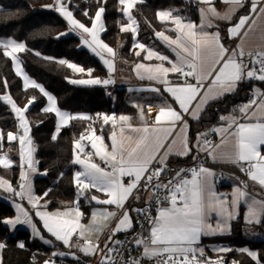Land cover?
Listing matches in <instances>:
<instances>
[{"label": "snow or ice", "instance_id": "6c2138e0", "mask_svg": "<svg viewBox=\"0 0 264 264\" xmlns=\"http://www.w3.org/2000/svg\"><path fill=\"white\" fill-rule=\"evenodd\" d=\"M143 2L144 0H118L119 5L122 6L120 10L129 21L128 24L121 26V32L131 31L134 36L138 35L139 23L133 16L132 10L138 3ZM96 3L99 7L94 16H89L86 10L82 12L89 19L91 27L75 18L69 8L72 0H55L54 5L46 7L58 12L70 25V31L78 32L83 44L100 56L109 69L114 71V58L118 53L100 38V34L106 31L103 5L107 4V0H96ZM198 3L207 6L198 9L199 24L186 20L180 15H174L176 11L174 9L157 12L160 22L171 25L167 31L175 33V38L166 35L165 31H157L155 36L172 49L176 55L175 60L136 41V47L146 53L144 59L161 62L155 65L136 64L137 76L162 85L163 91L160 87H152L150 91L161 95L167 93L179 109L165 102L166 106H159L157 113L149 121L145 117L144 108L137 105L143 122L142 127H132L129 123L132 118L127 115L117 117L114 114H97L96 117H92L86 114L72 115L62 111L58 107L56 97L35 80L30 79L21 67L22 61L18 54L30 51L27 45L11 38L0 39V52L14 62L16 74L23 78V90L26 91L29 87L38 89L47 98V107L41 111L54 113L59 118L57 135L52 137L53 140L57 139L61 127L69 126L70 121L89 122L85 131L73 142L72 163L82 166L83 169L75 172L73 179L78 189V198L73 202L74 206L67 207L63 211H48L51 201L45 200L44 203L41 201L49 195L51 189L42 195H37L30 179V174L37 173L39 161L34 159L36 148L29 135L30 122L25 113L36 98L32 97L28 106L19 107L9 93L0 95V101L11 106L18 121L20 131L8 132L6 138L9 142L18 141L19 167L22 170L18 190L3 177H0V189L13 197H18L20 201H26L33 210L29 211L23 203L14 201L17 213L15 219H5L0 223L11 225L13 228L18 224H27L33 229L34 237L45 243H52L51 240L45 239L37 227L33 220V217H36L56 241L69 248L78 247L87 256L99 255L100 264H144L145 261L148 264H239L238 261H225L220 255L216 258L209 257L201 245L202 238L230 233L231 221L238 218L242 203L247 206V222L261 223L264 221V199L250 196L244 181L240 182L243 187L239 185L234 187L231 199L228 194L218 193L215 189L216 173L202 164L199 167L175 170L166 181L161 179L162 176L173 171L168 164L169 157L191 156L195 160L200 153H206L213 163L227 162L237 166L249 180L264 189V91L255 89L248 102L235 107L228 115H218L221 124L207 132H198L195 140H191L188 135L191 126L186 116L191 120L199 121L212 103L222 100L226 95L236 93L241 83L246 81L264 83V50L245 52L240 45L236 48L227 47L219 31V25L214 23V19L230 22L235 12L244 7L248 0H220V3L230 6L224 14L215 7V0H198ZM253 15L257 17L264 15V0H251L249 14L240 16L235 25L226 29L228 40L240 36ZM209 28L217 30L210 32ZM105 52L113 59H105L103 56ZM34 54L37 57L42 55L39 52ZM135 55L139 56L140 52H136ZM43 59L53 58L43 57ZM58 63L66 65L74 73H84L89 77L93 71L65 59H60ZM141 69L146 75L141 73ZM170 75L176 76L180 82L173 83L169 79ZM70 83L107 85L114 81L111 79L101 81L98 78L71 79ZM3 84L7 89L6 78ZM151 112L152 108L149 106V115ZM97 122L102 125L111 124L113 130L110 133V149L104 142V136L97 135L96 128L92 126ZM126 129L129 131L128 135H125ZM132 134H135V139ZM213 134H220V144H214L209 138ZM169 137L173 138L165 148ZM177 138H180V146L174 150ZM4 139V133L0 130V148ZM84 141H88L94 151L85 152ZM225 145L229 146V150L218 153L217 149ZM93 156L98 157L105 166L102 167L101 163L95 162ZM0 165L4 169H10L13 161L5 154L0 156ZM188 174L191 178H188ZM92 190L101 193L105 198L93 194L89 197L90 202L115 206V210L110 211L106 208L102 211H94L90 223L84 224L82 222L84 213L80 210L79 197ZM141 190L151 192V199L146 200V208L127 207L130 201L140 199L138 192ZM153 203L157 213L155 216L151 215ZM133 213L144 216L148 225L146 230L143 223L133 221ZM213 215L220 217L215 225L211 222ZM112 219L118 220L117 226L112 229L101 248L98 241L94 243L89 239V235L102 234L107 224L100 221L107 222ZM135 227L141 228V232L136 233L128 243L134 245V249H139L140 255L133 257L129 254L125 258L121 249L126 242L114 237L122 232L131 233ZM145 231L148 233L147 236L144 234ZM17 246L21 249L25 248L23 242ZM5 247L4 243H0V250ZM212 251L219 254L228 253L232 249L225 247L215 248ZM239 251L250 257L255 264L264 262V257H261L259 252L247 248ZM114 253L116 255H113ZM62 255L66 253H53V256ZM43 264H55V261L49 258L44 260Z\"/></svg>", "mask_w": 264, "mask_h": 264}, {"label": "trees", "instance_id": "16d2710c", "mask_svg": "<svg viewBox=\"0 0 264 264\" xmlns=\"http://www.w3.org/2000/svg\"><path fill=\"white\" fill-rule=\"evenodd\" d=\"M54 3L55 0H0V38L15 39L27 45L30 51L19 53L25 71L56 97L61 109L69 111L72 115L86 114L92 117H96L97 114L133 113L134 108L127 103L124 89L118 90L114 98L108 94L109 86L81 87L69 82V79L73 77V72L66 65H60L58 63L60 59H65L85 69H93V74L98 77L106 74V70L90 52L81 46L80 37L60 35L69 29V25L53 8L46 7ZM103 6L105 7L106 31L102 38L109 46L116 47L120 5L118 0H107V4ZM98 7L96 0H72V4L69 5L75 18L87 26L91 23L82 12L86 10L89 16H94ZM170 8H191L190 14L192 13L193 17L197 15L186 0H144L143 3H138L134 7L133 12L141 25L144 38L150 37L162 27L156 20L157 12ZM130 38L132 36L129 33L121 34L122 55L130 49ZM35 52L41 53V57H37ZM43 57L53 59L46 60ZM5 78L8 82L7 89L3 84ZM252 87L251 83H243L237 93L212 103L207 108L206 114L192 124V139L195 140L198 132L208 129L217 122L218 115L229 113L238 103L246 101L247 90ZM5 93H9L20 107L26 105L32 97L36 98L28 111V116L32 121L31 136L36 148L34 157L36 161H39L37 171L47 174L35 176L33 182L35 193L42 195L51 189L49 195L45 197L46 200L51 201L49 208L59 207L62 202L77 200L78 189L73 182L75 174V166L72 163L74 159L73 142L85 131L89 122L71 121L68 127L60 130L57 139L53 140L52 137L56 135L57 129L56 119L53 113L41 111L45 107V97L35 88L23 90L22 81L15 74L11 59L0 52V95ZM92 126L96 130L102 128V132L110 130V124L102 125L97 122ZM15 128L14 113L3 101H0V130L5 136L0 154L8 146L7 133L14 131ZM191 161L190 159L176 160L171 164L170 169H179ZM16 172L17 167L13 169V183L17 180ZM171 173L172 171L165 176ZM145 193V190L138 192L140 199L130 201L127 207H141ZM4 200L0 197V221L15 215L12 205ZM135 219V213H133L134 222ZM233 229L232 245L235 248L247 246L264 257V241L243 239L241 221L235 222ZM0 239L6 240L8 244L2 251V264H36L45 260L34 257L33 252L41 249V246L26 230H19L14 236H10L9 228L4 223H0ZM20 242L25 244L24 249L17 246ZM238 249L230 252L228 257L238 261L239 264H255L250 257Z\"/></svg>", "mask_w": 264, "mask_h": 264}, {"label": "crops", "instance_id": "0c3cea01", "mask_svg": "<svg viewBox=\"0 0 264 264\" xmlns=\"http://www.w3.org/2000/svg\"><path fill=\"white\" fill-rule=\"evenodd\" d=\"M186 1L190 4V7L193 8V12H196L197 15L195 17L192 16V13L190 14L191 8H188V9L170 8V9L176 10L173 13L174 15H180V16L184 17L186 20H191V21H194L197 24H199L200 23V15H199L198 9L202 8V7H207V6L204 4L198 3V0H186ZM250 4H251V0H248V3H246L244 5V7L240 8L238 11L235 12V15L232 17L230 22H226L224 20H219V19H214V23L219 25V31L221 32V36L224 38V42H225V45L227 47L236 48L237 45H240L241 47H243L245 52L256 51L257 49L264 50V15H260L259 17H257L256 15H253L252 19L249 20L248 24L245 26V29L242 30L240 36H238L232 40H228V35H227L226 29L235 25L238 22V19L240 16L249 14ZM121 7L122 6L120 5V9H121ZM215 7L217 8V10L221 14H224L225 12H227L229 10L230 6L227 4L220 3V0H215ZM120 9H119L120 15H119V24H118V32L117 33L119 36L122 33H129V34H131L132 38H130V49L124 55L121 54V50H122V46H123L121 38H117V46L112 47L118 53V55L114 58V71L109 69V67L104 63V60L101 59L100 56H97L95 53H93L91 51V49H89L87 46H85L83 44V40L80 38L81 45L84 46L83 48H85L88 52H90L102 64V66L106 70L105 75H116L115 84L110 83V84L105 85V84L101 83V84H95V85H79V84H74V85L81 86V87H91V86H103V85L109 86V85L113 84L114 86H116L117 92L120 89H124L126 91V101L130 106H132L134 108V112L133 113L119 114L116 116L117 117H119L121 115L130 116L132 119L129 123L131 124L132 127H142L143 122L140 119L139 108L137 107V105L142 106L144 108L145 117L149 121L157 113L159 106H166L165 102L172 104L173 107H177V110H179V109H178V106L174 103V101L171 99V97L167 93H164L163 95H161V94L150 91V89L152 87H160L163 91L162 85L158 84L156 81H152V80H148V79H141L137 76L136 70H135L136 64L144 63L146 65H149V64L155 65V64L161 63V62L157 61L155 59H153L152 61H148V60L144 59L146 53H145V51L136 47V41L143 43L144 45L147 46V48H151L157 52H160L161 54L169 56L170 59L175 60L176 59L175 53L172 51V49L164 41L160 40L159 38H157L155 36V32L165 31V34L171 36L172 38H175V33L171 32V31H167V29L170 28L171 25L169 23H166V22L165 23L160 22L157 18V14H156V20L162 27L159 30L155 31L153 34H151L150 37L144 38L142 36L141 25L137 19L136 20L139 23L138 35L134 36V34L131 31L121 32L120 31L121 26L128 24L129 21H128L127 16L124 15ZM163 10H169V9H162L159 11H163ZM133 12H134V8L132 10V14H133ZM133 16H134V14H133ZM253 21H255V22L253 23ZM104 23H105V21H104ZM89 27H91V25ZM216 30H217L216 28H209L208 29V31H210V32H214ZM245 32L247 33L246 35L244 34ZM103 34H104V32H102L100 34V38L102 40H103V38H102ZM0 39H8V38H0ZM136 52H140V55L139 56L135 55ZM103 56L105 59H113L106 52L103 53ZM245 59H248V58L245 57ZM11 62H12L13 70L15 72V64L12 60H11ZM165 66H169V65L165 64ZM21 67L23 68L24 72L27 74V72L25 71V69L23 67V64H21ZM140 71L142 74L146 75V73H144L142 69ZM15 74H16V72H15ZM170 76H172V75H170ZM18 77H20V79L22 81V86H23L22 76H18ZM29 78L32 80H35L31 76H29ZM96 78L100 79V77L93 74V71L91 73V77H89L88 75H86L84 73L78 74V75L77 74L74 75V73H73V77H71L69 79V82L71 79H96ZM243 83H251L253 85L254 89L259 88L262 91H264V83H262V82L246 81ZM243 83H241L239 85L238 90L240 89V87ZM38 84H40V83H38ZM40 85H42V84H40ZM27 89H31V87H29ZM44 89L47 92H49L45 87H44ZM238 90H237V92H238ZM49 93L51 95H53L51 92H49ZM230 95H232V94H230ZM230 95H226L225 97L230 96ZM45 99H46L45 107H47V98L45 97ZM242 103H246V102L244 101ZM28 105H29V102L26 105H24L23 107L28 106ZM32 105L33 104H31L29 106L28 111ZM7 106L11 109L10 105H7ZM149 106H151V108H152L151 115H149V113H148V107ZM61 110L66 111L63 109H61ZM28 111L25 113V115L28 113ZM66 112L70 113L69 111H66ZM113 114H111V115H113ZM228 114H230V112L226 113L224 115H228ZM26 117H27V115H26ZM185 118L188 119V123L191 126L190 130L188 132V135H189L190 139L193 140L191 137V135H192V124L197 122V121L191 120L187 116ZM55 119H56V127H57V125L59 123V118L55 116ZM70 124H71V121L69 122V125ZM220 124H221V122L218 120L213 125H211L208 129H206L202 132H207L210 129H212L213 127L219 126ZM64 127H68V126H62L61 129ZM118 127H119V125L117 126V130H118ZM101 129L102 128H99L96 130L97 135H103L104 136V142L109 145V149H110V147H111L110 133L113 130L111 127V124H110V130L109 131L102 132ZM11 132L17 133L16 128L14 131H11ZM128 134H129V131L126 129L125 135H128ZM30 135H31V126H30ZM132 135L135 139V134H132ZM173 136L175 137L176 134L174 133ZM213 136L216 140L215 144H220V142H221L220 134H213ZM172 138L173 137H169L168 142L165 144V148H167L168 144L171 143ZM6 141H7V138H6ZM83 143L86 145L85 152L94 151L93 149H91V145L88 141H84ZM7 144H8L7 148L0 154V156L7 154L11 158V160L13 161V165L11 166L10 169H4L3 166L0 165V177H3L5 179L9 180L11 182L12 186L14 188H16L14 185L16 181L13 183L12 177H13V169L15 167H17V172H16L17 173V180H20V174L22 171L21 168L19 167V164H20V147H19L18 141H13V142L7 141ZM179 146H180V138H177V143L174 146V150L178 149ZM228 150H229V146L225 145V146L221 147L220 149H217V152L220 153V152H225ZM161 151H163V149ZM204 154L206 156L205 157L206 165L204 167H207L216 173L215 189L218 193L228 194L229 199H231V193L233 192L234 187H236L238 185L242 187L240 182L244 181L248 184V188L246 189V191L249 193L250 196H255L257 199H264V189H261L257 184H255L254 182L249 180L248 177L244 173H242L237 166H235L231 163H227V162L213 163V161L207 157L206 153H200L198 157H200L201 155H204ZM13 157H15V158H13ZM34 159H35V157H34ZM189 159L193 160L191 156H189V157L171 156V157H169L168 164H169V167L171 168V164L173 162H175L176 160L187 161ZM93 160L97 163L100 162L99 158L95 157V156H93ZM73 165L75 166V172L83 170L82 166L76 165V164H73ZM172 170H173L172 173H174V171L178 170V169L173 168ZM37 175H38V171H37V173L30 174V179L32 180V183L34 182V178ZM188 178H191V177H188ZM33 185H34V183H33ZM17 190H18V188H17ZM147 193L148 192L146 191L145 197L149 198ZM85 194L87 196L86 200H89L90 195H93V194L101 195V198H105L101 193H98L95 190H92L91 192H88ZM0 197L4 198L5 199L4 201L10 203L12 205L14 211H15V215L11 218H8V219H15V217L17 215L16 209L14 207V201L23 203L25 208L29 209V211H33L31 209V206L28 205L26 201H20L18 197H13L10 193L5 192L2 189H0ZM45 200L46 199L44 198V200H42L41 203H44ZM82 201H83V199H82ZM81 203H84V202H81ZM83 207L85 209L88 206H86V207L83 206ZM107 207H108V210H110V211L115 210V206H107ZM56 208H58V207H56ZM56 208H49V205H48L47 210L48 211H55ZM84 216H85L84 221L88 220V222H89L91 215L86 212L84 214ZM246 217H247V206H246V204L242 203L240 205L238 218L231 221L230 233L226 232L223 235L203 237L202 241H201V245L202 244L203 245H207V244L223 245V244H225V245H229L231 247H234L232 245V240L234 238L233 226H234L235 222H240V221L242 223L241 231H242L243 239H245L247 241H264V221H262L259 224L248 223L246 220ZM219 219H220V217H218L217 215H213L211 218V222L213 223V225H215ZM33 220L37 224V227L40 229V231L45 236V239L51 240L52 243H50V244L45 243L43 240H40L39 238L34 237L33 229L27 224H23V225L18 224L15 226V228H13L11 225H6V224L5 225L9 228L10 236H14L19 230H26V231L31 233L32 239L36 243H38L41 246V248L49 249L52 253H54V252L66 253V255L56 256L59 259H63V260H67V261H73V260H76L79 258L87 257V255H85L78 247L77 248L79 249V252H75L72 249H70L69 247L63 245L61 242L56 241L55 238L52 237L51 234L47 233V231L43 228L42 223L38 220V218L33 217ZM115 221H116V223L114 224V226L116 227L118 220L117 219L109 220V222L107 223V226L103 230V233L97 234L95 238H93V239L90 238V240H92L94 243L97 241L100 242L103 239H105V241H106V239L109 235V234H107V232ZM125 234L126 233H123V232L118 233V235L121 236L120 237L121 241L123 240V237ZM105 241H104V243H105ZM0 243H4L6 245V247L8 246L7 242H1L0 241ZM82 243H83V241H82ZM235 249H238V248L234 247V250ZM238 250H240V248ZM2 251L3 250H0V264H2ZM205 252L209 257H211V256L216 257L217 255H219L216 252L212 251V249H210V248H206ZM223 258H229L228 254L223 256ZM43 262L44 261L36 263V264H43Z\"/></svg>", "mask_w": 264, "mask_h": 264}, {"label": "built area", "instance_id": "2783aa9c", "mask_svg": "<svg viewBox=\"0 0 264 264\" xmlns=\"http://www.w3.org/2000/svg\"><path fill=\"white\" fill-rule=\"evenodd\" d=\"M108 79L113 80L114 81L113 84H115L116 75H104V76L101 77V81L108 80ZM169 79L172 80L173 83H179L180 82L179 80H177L176 76H170ZM113 84L109 85V87H108V94L111 95V96H113L114 94L117 93V88ZM254 90L255 89L253 87L249 88L247 90V99H246L245 102H248V100L252 97ZM241 104H242V102L238 103L236 105V107L241 105ZM16 131L17 132L20 131V129L18 128V121L17 120H16ZM209 138L215 144L216 140H215L214 136L211 135ZM205 157H206L205 154L201 155L197 159L192 160L191 162L184 164L180 169H182V168L183 169H189V168H192V167H199L201 164L203 166H205L206 165ZM99 163H101L102 167L105 166L102 162H99ZM173 174L174 173H172L171 175H173ZM171 175H168V176H165V177L162 176L161 179L166 181L168 178L171 177ZM188 177H190V174H188ZM19 182H20V180H18L15 183V187L16 188H18ZM126 182H127V179H126ZM242 187H243V185H242ZM247 188H248V184H247ZM147 192H149V191H147ZM148 199H151V195H150L149 198H146V197L144 198L143 204L139 208H146V200H148ZM156 214L157 213L155 211V204L153 203L151 215L155 216ZM135 218H136L135 221H140L141 223L144 224V229L145 230L148 228V225L145 222L143 215L135 214ZM138 232H141V228L135 227L131 233H126L124 235L122 241H125L126 243L122 247L121 251H122V253H123L125 258H127L129 254L131 256H133V257L140 255V250L139 249H134V245H132L131 243H128L129 241H131L133 239V236L136 233H138ZM144 234H145V236H147V234H148L147 231H145ZM104 241H105V239H103V240H101L99 242L101 248H103V246H104ZM74 242H75V238H74ZM33 255H34L35 258H43L45 260L51 258V259H53L55 261V264H100V260H101V257L99 255H94V256H87V257L79 258V259H76V260H73V261H67V260L59 259L56 256H53V253L49 249H46V248H41V249H38V250L34 251ZM113 255H116V254L114 253ZM213 258H216V257H213ZM117 259L119 260V256H117ZM224 260L228 261V262L236 261V260L231 259V258H224ZM144 264H148V262L145 261Z\"/></svg>", "mask_w": 264, "mask_h": 264}, {"label": "rangeland", "instance_id": "374dc122", "mask_svg": "<svg viewBox=\"0 0 264 264\" xmlns=\"http://www.w3.org/2000/svg\"><path fill=\"white\" fill-rule=\"evenodd\" d=\"M58 13V12H57ZM59 14V13H58ZM60 15V14H59ZM118 23H119V21H118ZM64 33H67V35H77L78 37H80L81 38V35L80 34H78V32H71L70 31V25H69V29L66 31V32H64ZM118 34V33H117ZM67 35H63V36H67ZM118 37L117 38H121V35L119 36V35H117ZM82 46V45H81ZM82 47H84V46H82ZM18 57H19V59L21 60V58H20V55L18 54ZM73 72V71H72ZM74 73V72H73ZM75 74H83V73H74V75ZM105 75V74H104ZM104 75H102V76H104ZM102 76H100V79H101V77ZM117 94V93H116ZM116 94H114L113 95V97L115 98V96H116ZM7 105V104H6ZM71 114V113H70ZM27 115V119L29 120V122H30V126H32V121L29 119V116H28V113L26 114ZM61 130V129H60ZM29 135H30V133H29ZM56 135H57V133H56ZM30 137H31V135H30ZM32 138V137H31ZM33 140V139H32ZM6 152V151H5ZM4 152V153H5ZM13 158H15V157H13ZM8 172V171H7ZM38 174H40V175H43V173H39L38 172ZM18 180H16V182H17ZM15 182V183H16ZM15 185V184H14ZM148 197H150V195H151V192L149 191L148 193ZM78 198V197H77ZM82 199H83V202L84 203H81V201H82ZM87 199V196H86V194L85 195H83V196H80L79 197V206H80V210L85 214L86 212L87 213H89L90 215L92 214V212H94V211H102V210H104V209H108V207L107 206H105V205H100V204H97V203H95L94 201H91L90 202V200H86ZM75 201V200H74ZM74 201H68V202H62L61 203V205L58 207V208H56L55 209V211L56 210H60V211H63V210H65L67 207H72V206H74L73 205V202ZM83 206H88L87 208H85L84 209V207ZM85 217V216H84ZM82 222L84 223V224H89L90 223V220H89V222H88V220L87 221H84V218H83V220H82ZM101 223H108L109 221H107V222H105V221H100ZM116 223V221L113 223V225L110 227V229L108 230V232H107V234H111V231H112V229H114L115 228V226H114V224ZM106 234V235H107ZM96 235H97V233H92V234H90L89 235V239L90 238H95L96 237ZM120 235H116L115 237H114V239H117V240H120ZM75 238V237H74ZM0 241L1 242H6V240H4V239H0ZM202 246L204 247V249H206V248H210V249H215V248H230V249H232V251L234 250V247H231V246H229V245H225V244H223V245H219V244H207V245H203L202 244ZM244 248H247V249H249V250H251V251H256V250H253V249H251V248H249V247H247V246H244V247H241L240 249H244ZM70 249H72L73 251H75V252H79V249L77 248V247H75V246H73V247H71ZM232 251H230V252H232ZM230 252H228V253H219V255L220 256H225L226 254H229ZM257 252V251H256ZM212 257V256H211ZM217 257V256H216Z\"/></svg>", "mask_w": 264, "mask_h": 264}]
</instances>
